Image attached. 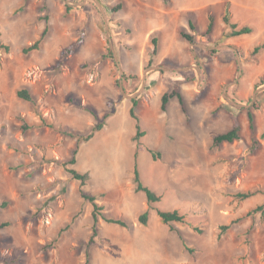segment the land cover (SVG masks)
I'll return each instance as SVG.
<instances>
[{"label": "rangeland", "instance_id": "obj_1", "mask_svg": "<svg viewBox=\"0 0 264 264\" xmlns=\"http://www.w3.org/2000/svg\"><path fill=\"white\" fill-rule=\"evenodd\" d=\"M226 13L253 33L229 37ZM211 16L210 39L196 35L192 44L181 37L182 30L194 34L190 20L204 33ZM47 23L42 48L24 55ZM0 33L12 48L0 49V225L10 223L0 227V264H264V223L260 213L247 216L264 196H231L264 188V85L255 88L264 82V50L251 55L264 42V0H0ZM153 37L159 39L154 57ZM22 87L61 131L22 129L25 121L41 123L33 105L18 98ZM176 87L186 113L178 99L162 112V95ZM133 99L146 133L138 142ZM257 101L252 132L247 113ZM236 116L242 140L214 148L213 138L231 130ZM98 122L104 129L81 144L74 168L90 173L85 190L104 195V213L131 228L101 220L90 244L93 207L83 202L79 182L48 159L69 161L79 137ZM254 141L260 145L253 151ZM135 153L143 182L163 196L152 209L136 191ZM148 209L151 220L143 226L138 217ZM157 209L180 210L204 232L190 226L172 232ZM238 218L219 240L220 226Z\"/></svg>", "mask_w": 264, "mask_h": 264}, {"label": "trees", "instance_id": "obj_2", "mask_svg": "<svg viewBox=\"0 0 264 264\" xmlns=\"http://www.w3.org/2000/svg\"><path fill=\"white\" fill-rule=\"evenodd\" d=\"M120 8H121V5L119 4L116 7H114L113 10L117 11ZM223 21L226 24V26H228L231 29V31L228 33L229 37H231V38L246 35V34H251L254 31V29L250 26H243V27L239 28L237 23L231 22V19H230L228 13H226V15L223 17ZM189 28L194 33L193 35L186 32L185 30H182L180 32L181 37L183 39L187 40L188 42L195 44V36L196 35H202L203 37L210 39V36L214 33V30H215V18L213 16H211L209 18L208 27L206 28L205 32L202 34L200 33L197 24L193 20L189 21ZM49 32H50V26L47 23V25H46L45 29L43 30L42 34L40 35V37L33 44H31L30 46H27L23 49V54L28 55L34 51H39L42 48V45L45 42L46 38L48 37ZM0 37H1V33H0ZM151 42L153 45V48L151 49V56L154 57L158 54V50H159V39H158V37H153L151 39ZM73 48H74V45H73V47H69L63 51V53L60 57V60H59V66L62 67L64 65L66 56L72 52ZM0 49L4 50L7 53H9L12 50L11 45L5 43L1 38H0ZM263 50H264V42L255 46L251 55L257 56ZM109 52H110V58L114 59L112 49H109ZM151 65H152V63L150 62V66ZM124 80H127L126 76L124 77ZM261 85H264V82L256 84L255 88L257 89ZM17 96H18V98H20L26 102L31 103L34 107L35 112L37 114H39L41 117V123H29L28 121H25V124L22 126L23 130H29V129L34 128L36 126L37 127L38 126L39 127L45 126V127L51 128V129L56 130V131H61V129L56 127L55 124L49 123V121L43 117V115L41 114L40 105H39L37 99L35 98V96L31 93V91L27 87H22L21 89H19L17 92ZM173 99H178L182 111L184 113H186V104H185L184 96L177 87L171 91L165 92L162 95V97H161V111L167 112L168 107H169V105ZM224 103H226L227 106L232 107V105L229 104L226 100H224ZM138 106H139V99H133L132 100V107L130 108L129 113H130L131 118H133L136 122V134L133 138L135 142H138L140 140V138H142L146 135V133L144 131H142V120L136 112V109L138 108ZM219 109H221V107H218L217 110H219ZM259 109H260V103L258 101L255 102L253 104V106L248 109L247 115H248V120H249V126H250V129L252 132L256 131V115L254 113V110H259ZM86 110L97 121H99V116H98V113L96 110H94L90 106H87ZM109 117H110V115H106L105 119H108ZM104 126H105L104 123L98 122V124L92 129V132L90 134H88L87 136H80L79 141L75 147V150L73 151L72 157L69 161H58V160L53 159V158L48 159V162H55V163L63 166L65 171L67 172V174L71 177V179L79 182V192H80L81 198L83 199V202L84 203H90L93 207V210H92L93 226H92V236H91L90 241H89L90 244H92L95 241V239L99 237V234H100L99 233V231H100L99 226H100L101 220H104L105 222H107L109 224H116L122 228H131V223H129L127 220L122 219V218H113V217H110L104 213V206L99 204V201L104 197V195L103 194L92 195V194L86 192V190H85L86 186H88L90 179H91L90 173L89 172L83 173V172H80L79 170L74 168L78 162V155L80 154L81 144L83 142L84 143L89 142L95 136L96 133H98L104 129ZM242 131H243L242 124H241L240 120L238 119V116H236L233 128L231 130L225 132V133L217 134L213 138L212 146L214 148H218L222 144H225V143L232 144L236 141H241L243 138L242 137ZM73 136H74V134H73ZM261 138L264 139V133L261 135ZM259 145H260V143L258 141H254L252 150L253 151L256 150V148ZM17 150L20 151V149H17ZM147 151L152 155L154 161L159 159L160 155L155 150L148 148ZM23 152L25 154L32 156V153L30 151L24 150ZM137 157H138V153H135V164H134L133 174H134V182L136 185V191L142 192L146 195V199H147V202L149 204V207H150V209H152L153 204L159 203L163 200V196L159 195L156 191L152 190L148 185H146L143 182L142 177H141V172H140L138 162H137ZM257 195H263L264 196V188H257V189L249 190V191H238V192L231 194V196L234 197L235 199H237L238 201H245V200L251 199ZM3 206H6V203H3ZM150 209L141 213L140 216L138 217V221L143 226H148L150 223V220H151ZM157 213H158V216H159L161 222L164 225L168 226L170 231H172V232H177L180 234L179 226H190L196 232H198L200 234H202L204 232V229L194 226L193 223L191 221H189L188 215L186 213H182L180 210H177V209L176 210L157 209ZM258 213H260L261 220L264 223V203L257 206L255 209H253L249 213H247V216H251L253 214H258ZM80 214H81V212H79L75 218H77V216H80ZM240 220H241V218H238V219L233 220V222L229 225H221L220 231H219V236H218L219 240L222 239V237L231 229L233 224L238 223ZM9 224L10 223L7 222V223H4L3 225H0V227H6ZM70 228H71V225L69 224L67 227L62 229L59 232L58 238H60L62 236V234L66 230H69ZM58 238L55 241H57ZM180 238H181L185 248L188 251H190L191 253H193L194 250L188 245L186 240L182 236ZM5 264H7V263L5 262Z\"/></svg>", "mask_w": 264, "mask_h": 264}, {"label": "water", "instance_id": "obj_3", "mask_svg": "<svg viewBox=\"0 0 264 264\" xmlns=\"http://www.w3.org/2000/svg\"><path fill=\"white\" fill-rule=\"evenodd\" d=\"M121 91L124 93V89H123V88L121 89ZM135 97H137V94L131 96L130 98H135ZM227 99H228V98H227ZM228 101H229L231 104L235 105V106L241 107V105L236 104L235 102L231 101L230 99H228Z\"/></svg>", "mask_w": 264, "mask_h": 264}, {"label": "crops", "instance_id": "obj_4", "mask_svg": "<svg viewBox=\"0 0 264 264\" xmlns=\"http://www.w3.org/2000/svg\"><path fill=\"white\" fill-rule=\"evenodd\" d=\"M169 108V107H168Z\"/></svg>", "mask_w": 264, "mask_h": 264}]
</instances>
